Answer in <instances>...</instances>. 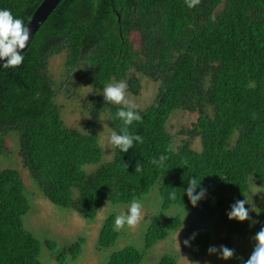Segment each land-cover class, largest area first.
Returning a JSON list of instances; mask_svg holds the SVG:
<instances>
[{"label": "trees", "instance_id": "obj_1", "mask_svg": "<svg viewBox=\"0 0 264 264\" xmlns=\"http://www.w3.org/2000/svg\"><path fill=\"white\" fill-rule=\"evenodd\" d=\"M42 1L0 0V10L10 9L27 25ZM60 53L66 55L69 74L82 70V83L98 91L86 101L89 132L68 128L55 103L48 64ZM23 55L18 68L0 69V155L8 133L16 134L21 164L51 204L92 221L104 204L128 205L157 186L161 207L147 227L145 249L181 226L182 216L165 215L177 206L192 217L187 238L196 233L188 246L194 258L205 256L212 233L230 248L235 237L251 229L250 221L229 220L227 212L247 199L250 180L264 188V0H200L194 8L185 0H62ZM139 77L159 88L150 106L137 108L142 121L128 126L143 143L135 142L125 153L113 147L112 160L101 163L94 124L106 113L111 130L119 133L123 122L116 113L123 105L106 103L100 92L108 83L124 81L137 96ZM177 110L198 115L192 128L176 134L186 137L179 146L167 130ZM161 155L168 157L165 166L150 162ZM87 165L98 167L86 173ZM194 177L207 190L196 207L185 192ZM172 191L175 200L169 199ZM29 210L21 174L0 170V264H42L40 242L22 221ZM114 221L113 214L105 218L97 249L114 246L120 234ZM82 244L80 239L57 251L45 242L58 263L67 253L75 259ZM143 259L139 250L126 246L105 264ZM154 264L177 262L163 255Z\"/></svg>", "mask_w": 264, "mask_h": 264}, {"label": "rangeland", "instance_id": "obj_2", "mask_svg": "<svg viewBox=\"0 0 264 264\" xmlns=\"http://www.w3.org/2000/svg\"><path fill=\"white\" fill-rule=\"evenodd\" d=\"M132 39L134 42H137L135 37ZM137 46L138 44L136 47ZM65 61V53H60L52 56L48 64V73L55 83L57 92L55 103L60 109V116L63 123L68 128L86 133L90 131V122L92 120L89 112L90 108L86 105V101L98 91L94 87L82 83V79L80 78L83 73L82 70L79 71L78 74L75 73V77L72 76V73L69 74ZM139 78L141 82L139 94L137 96L132 95L128 91L127 94L129 100L133 101L137 105V108L145 109L155 101L159 88L157 83L144 77ZM69 83H72V85H69ZM102 93L103 91L100 92L101 95ZM197 117L198 115L196 113L183 110H177L171 115L167 130L173 135L175 146H179L182 140L186 138L185 136L176 134L183 129L192 128ZM94 130L98 136V144L103 150L101 163L111 161L113 158V146L107 144L105 140L112 131L109 125L108 114L102 113L99 115L94 124ZM5 145L6 152L0 155V170L9 168L14 169L18 171L23 178L26 186V195L29 199L30 210L22 218V221L24 228L40 242L41 247L38 259L42 264H105L111 253L126 246H132L143 254L144 259L141 264H154L159 261L163 255L175 257L177 264H191L192 261H198L199 264H205V262H207V264H242V261L236 257H242L243 260L248 259L255 245V241L252 237L261 227H264V211H262V206L264 205V188L256 186L250 180V187L247 193L249 204H246L245 207L251 208L255 206V212L250 211V215L256 214L258 223L252 225L248 232L234 238L233 244L230 247L235 250V256L232 259L222 260L218 258L219 253L212 255L206 253L202 258H194L193 255L188 252V247L183 244V241L187 239V222H189L192 217H189L187 213H184L183 209L177 206L166 211L165 215L182 216L181 219L183 222L181 226L175 232L170 233L164 241L154 244L149 249H145L144 235L147 227L151 219L160 212L161 207L158 188L155 186L147 195L135 199L142 201L144 205L143 220L134 227L129 228L126 226L122 230H117L120 234L114 246L110 247L108 250H100L97 249L96 242L105 218L110 214L116 217L121 212H125L130 204L106 203L98 211L96 218L92 221L84 220L70 210L55 207L42 196L31 181L32 178L29 171L22 166L18 152L17 135L8 133L5 139ZM193 148L197 151L200 150L198 141H196L195 144L193 143ZM97 167L98 165H87L84 167V171L86 173H91ZM185 215L186 217L184 219ZM207 227L211 228L209 223H207ZM176 238L180 244L179 248L176 243ZM80 239H83V244L80 247L77 257L72 259V255L67 253L68 256L63 263H58L45 245V242L49 241L56 246L57 251H60L62 248L67 250ZM220 245L222 244L219 238L212 233L210 246L219 247Z\"/></svg>", "mask_w": 264, "mask_h": 264}, {"label": "clouds", "instance_id": "obj_3", "mask_svg": "<svg viewBox=\"0 0 264 264\" xmlns=\"http://www.w3.org/2000/svg\"><path fill=\"white\" fill-rule=\"evenodd\" d=\"M185 4L188 8H194L200 4V0H185ZM31 39V29L25 25L22 18L15 17L10 9L0 10V60H6L2 65L4 69L18 68L24 61L25 57L21 53V50L27 48ZM127 83L124 81H117L108 83L103 89V97L106 103L119 104L123 107L117 111L116 116L122 120L123 127L120 132L115 130L111 131L110 135L105 138L107 144H111L115 148L123 153L127 152L130 148H133L135 142L143 143V137L139 134H133L128 131V126L134 121H142V116L137 110V105L129 100L127 94ZM171 151V145L169 146ZM167 156L161 155L158 159H153L150 162L154 165L163 167ZM187 163V162H185ZM135 171H142V166L137 162L135 165ZM201 180L197 178H191L188 181V186L185 190L190 204L193 207L198 205L202 199L206 197L207 190L201 186ZM199 189V191H197ZM169 199H176V192L169 193ZM249 204L247 199L237 200L230 206V211L227 212L229 220H236L238 222L250 221V224L254 225L258 223L257 220L252 219L250 211L255 212V206L251 208L245 207ZM144 205L140 200H133L130 206L127 207L125 212H121L115 217L114 227L116 230H122L126 226L131 228L138 225L144 218L143 214ZM185 211V209H184ZM186 213V211H185ZM186 215L184 216L185 219ZM179 234V233H178ZM196 236L193 233L190 237L183 241L184 246H191L190 242ZM178 237V235H177ZM255 241V245L251 251L247 260H243L242 257H236L242 261V264H264V227L252 237ZM178 248L180 244L176 238ZM209 255L219 253V257L222 260H229L235 256V250L227 246L220 245L209 246L207 249ZM191 264H199L198 261H192ZM207 264V262H205Z\"/></svg>", "mask_w": 264, "mask_h": 264}, {"label": "water", "instance_id": "obj_4", "mask_svg": "<svg viewBox=\"0 0 264 264\" xmlns=\"http://www.w3.org/2000/svg\"><path fill=\"white\" fill-rule=\"evenodd\" d=\"M62 0H43L40 5L36 8V10L33 12L31 19L29 20L28 26L31 29V39L29 41V45L31 44L35 34L38 32L42 24L46 21V19L49 17V15L53 12V10L58 6V4ZM27 48L24 50H21V53L23 54ZM6 62V60H0V69L2 68V65Z\"/></svg>", "mask_w": 264, "mask_h": 264}]
</instances>
